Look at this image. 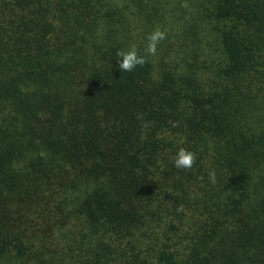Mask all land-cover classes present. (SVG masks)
<instances>
[{
    "label": "trees",
    "instance_id": "trees-1",
    "mask_svg": "<svg viewBox=\"0 0 264 264\" xmlns=\"http://www.w3.org/2000/svg\"><path fill=\"white\" fill-rule=\"evenodd\" d=\"M0 264H264V0H0Z\"/></svg>",
    "mask_w": 264,
    "mask_h": 264
},
{
    "label": "clouds",
    "instance_id": "clouds-1",
    "mask_svg": "<svg viewBox=\"0 0 264 264\" xmlns=\"http://www.w3.org/2000/svg\"><path fill=\"white\" fill-rule=\"evenodd\" d=\"M167 33L160 28H156L147 37V47L145 55H140L135 45L131 46L129 50H121L117 53L120 57L118 61V68L124 72H131L137 66H143L146 62L147 56H155L157 54L158 45L166 39ZM175 126V124L173 125ZM197 162L196 153L186 148H180L173 158L174 167L181 170H191ZM208 178L211 183L216 182V173L214 170L208 172Z\"/></svg>",
    "mask_w": 264,
    "mask_h": 264
}]
</instances>
